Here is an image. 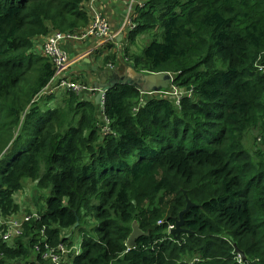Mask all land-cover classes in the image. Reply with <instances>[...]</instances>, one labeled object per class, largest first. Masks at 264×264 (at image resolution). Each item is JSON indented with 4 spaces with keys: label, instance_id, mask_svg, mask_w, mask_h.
Instances as JSON below:
<instances>
[{
    "label": "trees",
    "instance_id": "16d2710c",
    "mask_svg": "<svg viewBox=\"0 0 264 264\" xmlns=\"http://www.w3.org/2000/svg\"><path fill=\"white\" fill-rule=\"evenodd\" d=\"M88 1L0 0V157L14 138L20 146L0 159V217L23 211L25 180L29 194L50 192L40 221L13 245L0 241V264H45L35 257L41 232L52 246L69 244L62 232L77 222L81 253L64 264H264V0H141L124 58L138 72L174 73L193 97L142 104L134 87L115 86L105 100L114 133L103 138L94 101L70 93L46 120L28 108L54 74L32 52L36 39L85 28ZM159 30L162 40L132 52ZM106 51L95 55L117 64L118 52ZM254 132L262 140L248 145ZM185 192L196 204L184 217L190 235L153 251L186 208ZM88 219L97 226L83 228ZM134 222L147 236L127 253Z\"/></svg>",
    "mask_w": 264,
    "mask_h": 264
},
{
    "label": "clouds",
    "instance_id": "9594fccd",
    "mask_svg": "<svg viewBox=\"0 0 264 264\" xmlns=\"http://www.w3.org/2000/svg\"><path fill=\"white\" fill-rule=\"evenodd\" d=\"M100 1L101 0H90V1H88V2L83 4V11L85 10L87 12V14H88V17H89L88 25L85 28L80 29V30L75 31V32H61L63 34L76 35V36H79V38H80V40L65 41L62 44V52L67 56V61H69L68 68L60 67L56 63V61L54 59H52L51 57L45 55L44 54V50H43L45 40H47V38L49 36L53 35L56 32H59V31H52L48 36L40 37V38L36 39L35 44H34L33 49H32V52L47 58L53 64L54 74L51 77V79L48 82V84L39 93H37V95L34 98H32L31 102L28 105V108H36V107H38L41 110V112L44 114V120H46V119L49 118L51 112H53V111L57 110L58 108L63 107L65 105V103L69 99V94L70 93H74V94H76L78 96H81L82 99L84 101H86V102L94 101L95 104L98 106V108L100 110L101 122L105 123L101 127V134H102V138H103L105 136H109V135L114 133V132H112L111 127L108 126V123H109L110 120L105 115V100H106L107 92L109 91V89H111V88H113L115 86H118V85L129 86V87L131 86V85L124 84L123 81H122L124 78L126 79V78L129 77L128 71H127V75L126 76H124V77H120L119 76L118 80H116L115 77H116V75H118V72H117V68L118 67H117V65H119V59H121V61L125 65H127L128 70L131 69V67H133L129 63V60L124 58V55H123V41H124V39H126V37L128 35V33L126 34V30L129 29L130 31H133V29H135L137 27V23H136V17H137L136 9L137 8L136 7L138 5H140V6L144 5V2L141 1V0H137L136 4L134 5V8L132 9V12L130 14H128V16L123 21L124 22L123 28H122L123 30L122 29L114 30L113 27H112V24H111L110 17L108 15H106L104 13V11L102 10V8H101V2ZM131 2H132V0H130V3ZM130 3H129V5H130ZM97 15H100L101 17H103L104 19H107L109 21L110 28L112 29V31L115 34L120 32V30H122V32L118 34V36H117V38H116L114 43H107V44H104V45H102V46H100L98 48H96V46H99V40L97 38H95L93 36H90L88 34V32L91 30V28H92V26L94 24V21H95V18H96ZM128 19H130L131 23L128 22ZM120 36H123L121 42L118 41ZM91 41L92 42L94 41L95 44H93V46L90 48V50H88L85 53H81V52L77 51V55L75 56L74 60L70 59L69 53L72 52V51L66 49L67 45H71V44L87 45V43H90ZM86 48H88V47L85 46L84 49H86ZM103 48L107 49L108 51H113V52L117 51L118 52V62H117V64H113V63H110L108 65L104 64V66H105L104 68L105 69H109L111 71L107 81H105L108 84L107 87H105V88H103L101 90L98 89L97 85L99 84L100 79H99V81L94 82V83L89 82V81H87V78H86V75L84 74V72L81 73L80 77L76 78V79L75 78H71V77H69L67 75L66 72L68 70L70 71L74 64L84 63L87 66V70L89 71V73L95 72L96 75L99 74V76H100L102 74V72H100V67L95 62H97L98 60L103 61L105 59V57L98 59V56L95 55V54H96L97 51H99L100 49H103ZM88 52H90V53L88 54ZM86 53H87V56H85ZM87 59L90 60V64L89 65H87V63H86ZM60 68H63V70H60ZM136 72H138V71H136ZM139 73H144V72H139ZM161 73H168V74L171 75V82H170L169 87L167 89L164 88V89H162L161 91H158V92H156V91L142 92L140 89L134 87L140 93V97L141 98L139 100V103H140L141 100H143V102L145 104L146 100H148V99H150V98H152L154 96L163 97L161 94H158V93H162V91H165V92L172 91V87L176 86V85H174V80H175V77H176V75L174 73H169V72H161ZM144 74H158V73H144ZM67 81L68 82H80L83 85H85L88 88V90L87 91H82L81 93H76V92L70 91V90H68L67 86H63V82H67ZM112 81L117 82V84L113 85L111 83ZM131 87H133V86H131ZM176 87H178V86H176ZM179 89L181 90L180 92L182 94L181 99L186 97V96L188 98H192L193 97V91L192 90H187V89L182 88V87H179ZM100 92L103 93V96H102V99L100 101V104H97L96 103V98H97V96H98V94ZM148 93H157V94L150 95ZM61 94H63V98L61 97V99H59V96ZM164 98H166V97H164ZM167 99H170V98H167ZM170 100L174 101L177 105L179 104V102L177 100H174V99H170ZM21 117H22L21 118V122H20V125L18 126V129H17L16 133H15V137L17 136L20 127L24 124V121H25V118H26L25 116H22V115H21ZM14 140H15V138H14ZM14 140H13V142H14ZM13 142H12V145H13ZM1 158L2 157H0V159ZM185 193H184V196L187 199L188 195L186 196ZM188 199H189V197H188ZM45 204H47V200H46ZM194 205H196V204H194ZM46 211L47 210L41 211V210L35 209V205H34V211H32L30 214L21 215V214L17 213L15 215H20L19 217H15V215H12V216H9V217H6V218L0 217V223H3V226H4V230L0 232V241H2L4 243L5 242L9 243L10 241H12L13 239L18 237V236L17 237L13 236L9 240H4V234H5V231L7 230V228L10 227V225H9L10 221H18L19 223H22V234L21 235H23L25 224L30 223L31 221H40L42 219V214L45 213ZM184 217H185V215H184ZM178 220H179V218H178ZM178 220H176V221H178ZM86 223L91 224V227H88L89 229H92L93 227L97 226V222L92 221L91 219H88V221H86ZM163 223H165V222H163V221H159L158 222L159 225H161ZM134 224H137L139 226V228H140L139 223L138 222H134L132 224V233H133ZM79 226H80V223L77 222L74 227H72L71 229H66V230H64L62 232V238H65L69 242V244H71V245H69V244H59L57 246H52L50 243H48L46 241L47 237H46V233H45V229H44L41 232L42 241H40L39 243H37L35 245V251H36L35 257H36V260H37V258H40L41 261H43V263H45V264H56V263L53 262V260H45V259H43V255L47 251L46 245H49L50 248H55V249H58L59 247H61L60 255H58L59 256V263L58 264H64V263L67 262V260L69 258H71V257L75 258V257L79 256L80 253H81L82 241L80 239L78 244H74L72 242V240H71L72 239V235L74 234V232H79L80 235L82 234L81 231H80V227ZM175 229H176V222H175V225H170L168 227V229L164 232L163 238L161 240H159V241L154 243V245L152 246V250L155 251L156 249H158V245L159 244H161V243H163L164 241H167V240H172V241H175V242H181L182 239H183V236L190 235V233H191V231H189L188 229H185L184 226H183L182 229L185 230V232L180 234V239H177V238H175V235L173 234V231ZM140 230L142 231L141 228H140ZM187 231H189L190 233L187 232ZM131 235H130V237H131ZM146 236H147V234L145 232H143V235L140 236L138 239H140L141 237H146ZM81 238H82V235H81ZM10 244L13 245V242H11ZM136 245H137V241H136ZM136 245L133 246V247H130L128 245V240H127V242H126V246H127L126 252L127 253L130 252L132 249H134L136 247ZM37 247H39L40 251L37 250ZM236 254L238 256V261L240 263H242L244 261L243 258H242V255L240 253H236ZM198 261H199V257H194L192 259V263H195V262H198Z\"/></svg>",
    "mask_w": 264,
    "mask_h": 264
},
{
    "label": "built area",
    "instance_id": "2783aa9c",
    "mask_svg": "<svg viewBox=\"0 0 264 264\" xmlns=\"http://www.w3.org/2000/svg\"><path fill=\"white\" fill-rule=\"evenodd\" d=\"M136 2L137 0H132V2L130 3L128 7L129 14L132 12V9L134 8ZM128 22L131 23L130 19H128ZM122 30H120V32L115 34L110 28L109 21L107 19H104L100 15H97L94 24L91 30L88 32V34L99 40V46H96V48H98L107 43H114L118 34L121 33ZM72 40H80V38L79 36L76 35L56 32L53 35L49 36L47 40H45L43 47L44 54L54 59L60 67L68 68L69 61H67V56L62 52V44L65 41H72ZM90 52H88V54ZM85 56H87V53L85 54ZM63 68H60V70H63ZM63 86H67L68 90L76 93H81L82 91L88 90V88L80 82L67 81V82H63ZM180 91L181 90L178 87L173 86L172 91H168V92L162 91V93H158V94H161L163 97L179 101L182 97ZM148 94L154 95L157 93H148ZM140 103L144 104L143 100H141ZM9 225L10 227H8L7 230L5 231L4 240H9L13 236L17 237L22 234V223H19L18 221H10ZM46 248L47 251L43 255V259L53 260L54 263L58 264L59 263L58 255H60L61 247L55 249V248H50L49 245H46ZM37 250L40 251L39 247H37Z\"/></svg>",
    "mask_w": 264,
    "mask_h": 264
},
{
    "label": "water",
    "instance_id": "95a60500",
    "mask_svg": "<svg viewBox=\"0 0 264 264\" xmlns=\"http://www.w3.org/2000/svg\"><path fill=\"white\" fill-rule=\"evenodd\" d=\"M123 36H120L118 41H122ZM121 50V49H120ZM87 65L90 64V60H86ZM128 71V78H124L122 81L124 84L131 85L133 87H136L140 89L142 92H147V91H161L162 89H167L170 85L171 82V75L168 73H158V74H144V73H139L136 72L133 67L128 70L127 65H125L121 59H119V66L117 68L118 75H116L115 79L118 80V77H124L127 75ZM100 81L99 84L97 85L98 89H103L108 86V84L105 82L107 81L109 75L102 73L100 76ZM105 82V83H104ZM113 85H116L117 82L112 81L111 82ZM103 93L100 92L96 98V103L100 104V101L102 99ZM187 196V194L185 193ZM187 206L186 208L180 213L179 215V220L176 221V229L173 231V234L175 235V238L180 239V234L185 232L183 230V226L185 224L184 220V215L192 208L194 207V203H192L188 197H187ZM189 232V231H187ZM190 233V232H189ZM143 235V232L140 230L139 226L137 224H134L133 226V233L131 237L128 239V245L130 247H133L136 245L137 239ZM236 247V253H240L242 255L243 260L246 259V255L241 252L238 248L237 245Z\"/></svg>",
    "mask_w": 264,
    "mask_h": 264
},
{
    "label": "rangeland",
    "instance_id": "374dc122",
    "mask_svg": "<svg viewBox=\"0 0 264 264\" xmlns=\"http://www.w3.org/2000/svg\"><path fill=\"white\" fill-rule=\"evenodd\" d=\"M157 31H155V33H156ZM153 39H156V40H162V30H159L158 31V33L157 34H155L154 36H153V34H152V32H150V33H146L145 35H143L142 36V38H140L139 40H137V43H136V45L133 47V50H132V52L133 53H141L142 52V50H143V48L147 45V44H149V42L152 40L153 41ZM151 41V42H152ZM108 51H106L105 53H104V55H108ZM74 58H75V53L74 52H72L71 53V55H70V59L71 60H74ZM100 64H98L97 63V65L100 67V72H102V73H105V74H110L111 73V71L109 70V69H105L104 67V63H103V61H101L100 60ZM119 65H117V67H118ZM78 70H83V71H85V70H87V66L84 64V63H77V64H74L73 66H72V68H71V72H77ZM83 73V72H82ZM179 88V87H178ZM99 108H98V106H97V110H98ZM81 118V114L80 113H78V114H76V119H80ZM254 137H257L258 138V140L259 141H261L262 139H261V137L258 135V133L257 132H254L251 136H250V139H249V143H248V145H251V144H254ZM14 140V139H13ZM13 140H11L8 144H7V146H6V148H5V150L2 152V154H1V157H4L5 158V160L4 161H6V159H10L14 154H16L18 151H19V148H20V146H19V144H17V145H15V146H13L12 145V142H13ZM258 143H260V142H258ZM35 185V187H36V184H34ZM24 186H25V188H24V190L27 188V191H26V193H24V190L22 191V192H20L17 196H16V199H17V201L24 207V209H23V212H19L18 214H21V215H25V214H30L32 211H34V205H35V209H38V210H41V211H45V210H47V204H45V202H46V199L49 197V194H50V192L49 191H47V192H40V190L38 191V192H40V194L37 192V190L35 189L33 192H30V194H29V190H31V188H32V185H29V180H25V182H24ZM30 188V189H29ZM37 192V193H36ZM39 195V197L37 198V199H35V196H38ZM20 215H15V217H19ZM0 226H2V227H4L3 226V223H0ZM83 227L84 228H88V227H91V224H89V223H85L84 225H83ZM5 235V234H4ZM80 239H81V235H80V233L79 232H74V234L72 235V242L74 243V244H78L79 243V241H80ZM14 240V239H13ZM13 240L12 241H10L9 243H11V242H13ZM8 243V244H9Z\"/></svg>",
    "mask_w": 264,
    "mask_h": 264
},
{
    "label": "crops",
    "instance_id": "0c3cea01",
    "mask_svg": "<svg viewBox=\"0 0 264 264\" xmlns=\"http://www.w3.org/2000/svg\"><path fill=\"white\" fill-rule=\"evenodd\" d=\"M101 8L104 11V13L106 15H108L111 19V24L114 30H119L123 28V24H124V20L125 18L128 16L129 14V3L130 0H101ZM94 41L87 43V45H75V44H71V45H67L66 49L67 50H71L72 52L75 53V56L77 55V51L81 52V53H85L88 50H90V48L93 46ZM85 46H87L88 48L84 49ZM69 53V56L71 55V53ZM96 64H100V60H98L97 62H95ZM84 72V74L86 75L87 81L89 82H97L99 81L100 77L99 74L96 75L95 72L89 73L88 70H78L76 73L75 72H71V71H67V75L71 78H79L81 73ZM81 79V78H80ZM61 97L63 98V94H61L59 96V99H61ZM61 101V100H60Z\"/></svg>",
    "mask_w": 264,
    "mask_h": 264
}]
</instances>
